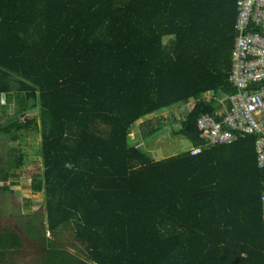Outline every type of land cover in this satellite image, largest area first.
<instances>
[{
  "label": "trees",
  "instance_id": "trees-1",
  "mask_svg": "<svg viewBox=\"0 0 264 264\" xmlns=\"http://www.w3.org/2000/svg\"><path fill=\"white\" fill-rule=\"evenodd\" d=\"M238 2L0 0V108L14 110L0 139L22 141L0 153V183L32 165L24 142L41 137L32 190L47 227L26 230L44 264H264L257 137L208 146L198 127L238 92ZM167 124L202 152L156 160L143 142ZM69 229L89 262L46 238ZM22 246L5 230L0 264Z\"/></svg>",
  "mask_w": 264,
  "mask_h": 264
},
{
  "label": "rangeland",
  "instance_id": "rangeland-1",
  "mask_svg": "<svg viewBox=\"0 0 264 264\" xmlns=\"http://www.w3.org/2000/svg\"><path fill=\"white\" fill-rule=\"evenodd\" d=\"M170 42L171 38L165 39V44ZM2 100H4V97H2ZM185 108L186 107L179 106L171 112L178 118H181L185 112ZM187 110H189L188 107ZM6 113L8 112H4V110L0 108V123H4L9 119L10 114L14 113L13 108L10 110V114L7 115ZM164 115H168V112L165 111L151 115L144 119L142 122L146 123L148 128V130H144L146 132L149 130L155 131L156 128L162 124V117ZM177 127V125L174 126V128ZM141 130L143 131V128H141L140 131ZM139 136L141 137V135ZM140 137L136 139V142H140ZM40 140L41 137H33L28 138L24 142V150L27 153L28 160L32 162V165H27L23 170L15 171L14 173L19 177L13 178L7 183H0V187L9 186L11 189L9 193H6L0 188V235L3 234L5 230H10L18 233L23 238L22 248L16 251H9L7 260L4 264H44L47 257L48 247L40 245L37 240H31L26 230V224L30 222L37 223L36 219L39 220L42 227H47L46 218L43 220L41 217V214H44V216L46 215L45 210L39 211L37 209L44 203L45 196L44 194H35L32 190V177L41 170V167L34 165L35 160H40ZM181 140L184 143H181ZM20 143H22V141L12 142L7 137L1 138L0 153L4 156L12 148H17ZM143 143L147 149L151 150L154 158L160 161L179 155L182 151V147L188 144V140L184 137L174 136L172 125L167 124L165 128L160 130L155 138ZM73 234V231L70 229L61 230L58 239L50 232L46 234V238L55 241L70 253L78 255L83 261L89 262L86 255L80 253L79 250L83 247L75 241Z\"/></svg>",
  "mask_w": 264,
  "mask_h": 264
},
{
  "label": "built area",
  "instance_id": "built-area-1",
  "mask_svg": "<svg viewBox=\"0 0 264 264\" xmlns=\"http://www.w3.org/2000/svg\"><path fill=\"white\" fill-rule=\"evenodd\" d=\"M238 37L233 52L230 81L238 89L230 98V109L216 117L202 116L199 130L208 146L230 145L240 136L257 137L260 167L264 168V0H239ZM202 149H192V155ZM264 203V197H263Z\"/></svg>",
  "mask_w": 264,
  "mask_h": 264
},
{
  "label": "crops",
  "instance_id": "crops-1",
  "mask_svg": "<svg viewBox=\"0 0 264 264\" xmlns=\"http://www.w3.org/2000/svg\"><path fill=\"white\" fill-rule=\"evenodd\" d=\"M187 108V107H186ZM185 108V109H186ZM189 108V107H188ZM181 143H184L182 140H181ZM191 149H193V146L192 144L188 141V144H185L183 147H182V151H181V154L182 153H186V152H189Z\"/></svg>",
  "mask_w": 264,
  "mask_h": 264
}]
</instances>
